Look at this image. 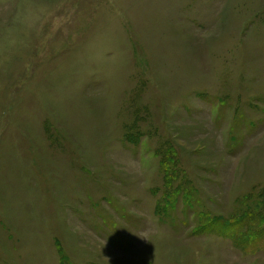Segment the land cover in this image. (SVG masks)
<instances>
[{"label":"rangeland","instance_id":"1","mask_svg":"<svg viewBox=\"0 0 264 264\" xmlns=\"http://www.w3.org/2000/svg\"><path fill=\"white\" fill-rule=\"evenodd\" d=\"M0 264H264V0H0Z\"/></svg>","mask_w":264,"mask_h":264},{"label":"trees","instance_id":"2","mask_svg":"<svg viewBox=\"0 0 264 264\" xmlns=\"http://www.w3.org/2000/svg\"><path fill=\"white\" fill-rule=\"evenodd\" d=\"M174 167H175V163H174L172 158H170L168 160V162L164 163V168H165L166 178L167 179L170 178V180H171V179H174L175 177H178V170H176ZM167 184H168V181H167ZM182 190L184 192L186 191L185 189H182ZM209 219H210L209 217H203L201 219V225L199 227V229L201 231H203L205 229H208V228L216 227L219 224L223 225V224L226 223V221H223L220 218H211V220H209ZM258 219L259 220L263 219V216H260ZM206 221H208V223H206Z\"/></svg>","mask_w":264,"mask_h":264}]
</instances>
